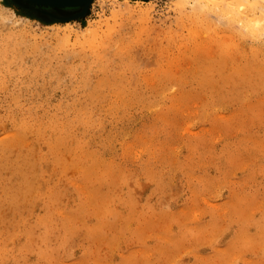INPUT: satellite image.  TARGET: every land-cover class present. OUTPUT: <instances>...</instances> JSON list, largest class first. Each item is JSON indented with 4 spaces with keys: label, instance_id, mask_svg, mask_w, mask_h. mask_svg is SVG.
I'll return each instance as SVG.
<instances>
[{
    "label": "rangeland",
    "instance_id": "1",
    "mask_svg": "<svg viewBox=\"0 0 264 264\" xmlns=\"http://www.w3.org/2000/svg\"><path fill=\"white\" fill-rule=\"evenodd\" d=\"M176 2L0 0V264H264V34Z\"/></svg>",
    "mask_w": 264,
    "mask_h": 264
},
{
    "label": "bare ground",
    "instance_id": "2",
    "mask_svg": "<svg viewBox=\"0 0 264 264\" xmlns=\"http://www.w3.org/2000/svg\"><path fill=\"white\" fill-rule=\"evenodd\" d=\"M176 1H177L175 3L176 4L175 5L176 7L175 6L174 7H175V9H178L177 11H180L181 13H183L186 10V8H187L188 5L189 6L190 5L192 6L191 7L192 8L191 11L194 9L196 12L197 11L198 12L201 11V13H202L203 11L208 12L206 10H209V12H212L211 14H212L213 17L215 16L218 19H223L222 20L223 23L224 24H227V26H229L230 29L229 28L228 29L229 30H232L231 32H233V30H235V31L238 30L241 33H242V31H244V32L245 31H247V32L249 31L252 34H256V35L257 34H259V35L260 34H264V0H214V2H211V1H213V0H211L210 1L211 2V6H210V4L208 2L209 0H176ZM195 11H194V13H195ZM128 13H130V10L128 11ZM130 14H132V13H130ZM0 17H2V16L0 15ZM184 17H186V16H184ZM204 17H206V16H204ZM217 18H215L216 21L214 20L216 23H217V20H218ZM188 19L190 20V18H188ZM197 19H198V17H197ZM205 21L207 22V19ZM193 22H195V21L193 20ZM218 22H219V20H218ZM213 25H214V23H213ZM236 27L237 28L240 27L239 29H242V31L239 30V29H236ZM207 28H209V26ZM223 28L225 29L224 26L222 28H220V29H223ZM226 29L223 30V31H225V32L228 31ZM218 30H219V28H218ZM71 31H72V29H71ZM208 31H209V29H208ZM212 32H214V34L212 36L213 38H215L214 37L215 34H218V38L220 37V35H222V36L223 35L224 36L226 35L225 33H222L221 30H220L221 34L220 33H217L218 31H216V30H213ZM68 36H70V35H68ZM210 38H211V36L209 37V39ZM213 38H212V40H213ZM210 41H211V39H210ZM213 41H216V39H214ZM214 43L212 42V44H214ZM216 44H217V41H216ZM224 47H226V46H224ZM224 47H223V49H221L222 51H224V49H225Z\"/></svg>",
    "mask_w": 264,
    "mask_h": 264
},
{
    "label": "water",
    "instance_id": "3",
    "mask_svg": "<svg viewBox=\"0 0 264 264\" xmlns=\"http://www.w3.org/2000/svg\"><path fill=\"white\" fill-rule=\"evenodd\" d=\"M29 3L38 6H47L54 8L64 7H82L86 8L91 0H26Z\"/></svg>",
    "mask_w": 264,
    "mask_h": 264
}]
</instances>
